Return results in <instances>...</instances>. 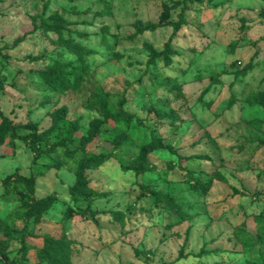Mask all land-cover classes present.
Masks as SVG:
<instances>
[{
    "label": "rangeland",
    "instance_id": "1",
    "mask_svg": "<svg viewBox=\"0 0 264 264\" xmlns=\"http://www.w3.org/2000/svg\"><path fill=\"white\" fill-rule=\"evenodd\" d=\"M55 63L77 88L42 80ZM2 116L0 264H48L43 235L70 264H264V0H0Z\"/></svg>",
    "mask_w": 264,
    "mask_h": 264
},
{
    "label": "trees",
    "instance_id": "2",
    "mask_svg": "<svg viewBox=\"0 0 264 264\" xmlns=\"http://www.w3.org/2000/svg\"><path fill=\"white\" fill-rule=\"evenodd\" d=\"M80 49H84V47H80ZM42 80L44 82L50 83L54 85L60 91H66L68 88H77L79 83L81 82L79 79H71V71L70 69L64 65L63 63H55L50 66L49 70L43 71ZM252 102H259L257 97H252ZM112 109H109L108 112L111 114ZM123 117H127V115H122ZM115 121L118 118L114 119ZM18 126L14 125L7 117L2 116V121L0 123V142L2 141V135L8 130L11 131L13 135H17ZM18 136V135H17ZM140 159L135 164V170L138 173H142L146 169V154L141 153ZM107 159V155H93V154H85L79 160V169L77 171V182L70 189V193L73 197L76 198H87L90 196H97L98 194L87 187L85 183L81 180L83 175L84 168L93 167L96 168L100 166ZM192 176V188L198 192L205 193L207 192L213 185L214 180H224L220 175H209L208 178L204 179L199 176H194L192 172L189 173ZM206 173L199 172L198 175H204ZM208 175V174H207ZM16 180L19 184H24L26 187L31 186V182L21 175H16ZM141 194L148 195L153 197L156 201L164 202L173 208H178V204L175 201L174 197L162 193L158 190H154L148 187V185L141 184ZM51 197L34 200L32 204V208L28 211V215H39L40 211L44 208H47L50 204ZM41 247L35 248L36 257L40 261H45L48 264H70V257L72 251L65 242L64 239H57L50 235L41 236ZM34 247H30L29 245H23L24 254H27L29 250ZM2 260L7 262V256L5 253L1 255Z\"/></svg>",
    "mask_w": 264,
    "mask_h": 264
}]
</instances>
